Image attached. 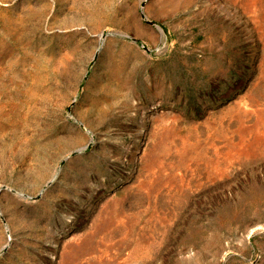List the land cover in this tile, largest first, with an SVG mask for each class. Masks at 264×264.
Masks as SVG:
<instances>
[{
    "label": "rangeland",
    "instance_id": "rangeland-1",
    "mask_svg": "<svg viewBox=\"0 0 264 264\" xmlns=\"http://www.w3.org/2000/svg\"><path fill=\"white\" fill-rule=\"evenodd\" d=\"M0 264H264V0H0Z\"/></svg>",
    "mask_w": 264,
    "mask_h": 264
}]
</instances>
